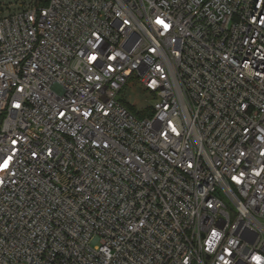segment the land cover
I'll return each instance as SVG.
<instances>
[{
    "label": "built area",
    "instance_id": "built-area-1",
    "mask_svg": "<svg viewBox=\"0 0 264 264\" xmlns=\"http://www.w3.org/2000/svg\"><path fill=\"white\" fill-rule=\"evenodd\" d=\"M132 81L151 116L120 102ZM256 255L264 264V0L0 13V264Z\"/></svg>",
    "mask_w": 264,
    "mask_h": 264
},
{
    "label": "rangeland",
    "instance_id": "rangeland-1",
    "mask_svg": "<svg viewBox=\"0 0 264 264\" xmlns=\"http://www.w3.org/2000/svg\"><path fill=\"white\" fill-rule=\"evenodd\" d=\"M35 0H0V13L14 12L25 8ZM128 96L125 98H129L135 106L139 108V110H143L146 107V104L152 105L154 100H151L150 97L144 92L140 87H138L134 82L128 85ZM150 99V101H148Z\"/></svg>",
    "mask_w": 264,
    "mask_h": 264
},
{
    "label": "trees",
    "instance_id": "trees-1",
    "mask_svg": "<svg viewBox=\"0 0 264 264\" xmlns=\"http://www.w3.org/2000/svg\"><path fill=\"white\" fill-rule=\"evenodd\" d=\"M48 2H49V0H36V4L41 5V6H46L48 4ZM133 82L134 81H132L131 83H133ZM134 83L137 85L136 82H134ZM128 85L120 93V98H119L120 102L123 105H125L139 119L151 116L152 115V109L150 107H148L147 104L143 110H139V108H137V106H135V103H133L131 100H129V98H125L126 96H128V93H129ZM140 89H141V87H140Z\"/></svg>",
    "mask_w": 264,
    "mask_h": 264
},
{
    "label": "snow or ice",
    "instance_id": "snow-or-ice-1",
    "mask_svg": "<svg viewBox=\"0 0 264 264\" xmlns=\"http://www.w3.org/2000/svg\"><path fill=\"white\" fill-rule=\"evenodd\" d=\"M157 23H163V21L158 20ZM165 27H167V25H165ZM92 59H93V60H96L97 58H96L95 56H93ZM110 59H115V57H110ZM112 70L114 71V69H112ZM3 168H4V169H7V168H8V162H7V161H5V163L3 164ZM212 236H213V238H217V233H216V232H213V233H212ZM211 243H212V241H209V244H211ZM225 251L228 252V255L234 257V253H231V252L228 251L227 249H226ZM221 259L223 260L224 257L222 256ZM252 259L255 260V259H257V257H256V256H253ZM224 264H229V261L225 260V261H224Z\"/></svg>",
    "mask_w": 264,
    "mask_h": 264
},
{
    "label": "clouds",
    "instance_id": "clouds-1",
    "mask_svg": "<svg viewBox=\"0 0 264 264\" xmlns=\"http://www.w3.org/2000/svg\"><path fill=\"white\" fill-rule=\"evenodd\" d=\"M257 259L254 260L255 264H261V257L256 255Z\"/></svg>",
    "mask_w": 264,
    "mask_h": 264
}]
</instances>
